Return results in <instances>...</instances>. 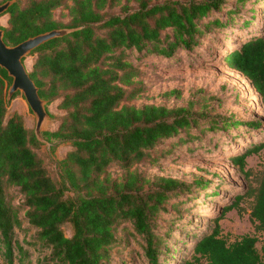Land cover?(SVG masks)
I'll return each instance as SVG.
<instances>
[{
	"label": "trees",
	"instance_id": "trees-1",
	"mask_svg": "<svg viewBox=\"0 0 264 264\" xmlns=\"http://www.w3.org/2000/svg\"><path fill=\"white\" fill-rule=\"evenodd\" d=\"M227 1L136 0L133 8L120 4V12L109 11L120 0H14L9 5L4 12L8 13L7 25H0L9 44L52 28L76 27L30 52L35 57L29 74L40 96L48 101L61 92L58 105L67 109L56 129L42 131L48 138L68 140L72 145L60 160L62 181L53 179L32 149L37 138L25 127L21 115L5 117L11 77L0 67V241L9 264L14 246L19 253L23 248L16 240L13 244V229L21 221L7 201V184L23 194L25 217L38 228L37 237L50 247L53 264H108L116 227L125 220L142 236L148 263L165 264L159 258V239L152 219L165 209L171 195L190 191L192 185H204L203 179L187 183L172 176H157L150 181L127 170L124 179L118 181L101 174L111 162L129 167L161 140L191 127L203 129V116L192 109V100L176 107L121 103L134 97L139 92L138 83L142 84L135 79L140 68L129 59V51L136 50L139 57L148 53L170 57L177 48L191 50L209 31L231 24L246 0L226 6ZM60 6L67 7L66 22L53 14ZM222 9L226 10L224 19L214 14ZM252 18L240 25L248 26ZM222 60L227 68L249 79L264 104V23L258 32L227 49ZM206 123L209 129L259 125L232 115L213 116ZM263 146V139L256 140L230 156L244 176L251 174L245 168V157ZM146 181L154 187L144 190ZM66 189L76 194L67 195ZM245 197L251 198L250 218L257 229H263L264 169L254 184L222 205L212 223L196 236L188 255L175 264H264V244L259 250L256 236L243 234L227 242L221 234L219 219L229 209L241 211L240 202ZM65 221L72 225L70 236L61 228Z\"/></svg>",
	"mask_w": 264,
	"mask_h": 264
},
{
	"label": "rangeland",
	"instance_id": "rangeland-1",
	"mask_svg": "<svg viewBox=\"0 0 264 264\" xmlns=\"http://www.w3.org/2000/svg\"><path fill=\"white\" fill-rule=\"evenodd\" d=\"M234 1L228 0L226 6ZM123 3L132 8L137 6L136 0H120L109 11L120 12V4ZM53 14L63 22L69 18L66 6L55 8ZM214 14L220 15L221 19L226 18L225 9L215 11ZM7 16L8 13L0 15V25H7ZM251 16L253 18L248 26L240 25L242 20ZM263 23L264 0H246L231 24L209 31L191 50L177 48L170 57L156 53L139 57L136 50L129 51V59L140 68L135 79L142 84L138 83L139 92L134 97L121 103L136 106L155 103L176 107L192 100V109L203 116V129L196 126L189 128L187 132H179L161 140L155 148L129 167L111 162L101 174L118 181L124 179L127 170H134L150 181L157 176H172L187 183L197 178L203 179L204 185H192L190 191L171 195L165 202V209L158 211L152 219L153 231L159 239V258L165 264H175L181 256H187L196 236L212 223L211 218L222 205L247 185L254 184L258 174L264 169V146L245 157V168L251 171L249 176H244L231 161L232 154L242 151L251 142L264 140V104L249 79L240 72L227 68L222 60V54L227 49L258 32ZM34 57L35 53H29L23 59L28 71L32 69ZM60 98L61 92L55 98L46 100L49 119L45 130L56 129L59 120L67 112L66 108L58 105ZM12 113L21 115L25 127L33 133L34 114L20 91L14 92L7 102L5 117ZM219 115H232L246 122H258L259 125L243 124L209 129L206 120ZM42 131L44 140L37 139V143L31 144V147L53 179L62 181L60 160L72 145L68 140L48 138ZM154 185L146 181L143 189H151ZM5 194L21 221L13 229V244L14 240L18 241L23 252L19 253L14 246L12 264H44L42 261L46 260L53 264L54 260L49 257L50 247L37 237L38 228L31 225L25 217L23 194L16 186L9 184L5 188ZM65 194L72 196L76 192L66 189ZM250 205L251 198L245 197L240 202L241 211L236 208L227 210L219 219L221 234L227 242H232L243 234H252L256 236V247L260 250L264 244V228H256L249 215ZM61 228L66 236L72 234L70 222L65 221ZM115 236L108 264H149L144 254V240L135 232L129 220L118 224ZM0 264H9L3 255L1 241Z\"/></svg>",
	"mask_w": 264,
	"mask_h": 264
},
{
	"label": "water",
	"instance_id": "water-1",
	"mask_svg": "<svg viewBox=\"0 0 264 264\" xmlns=\"http://www.w3.org/2000/svg\"><path fill=\"white\" fill-rule=\"evenodd\" d=\"M13 1L14 0H4L0 2V15L5 12ZM75 29L76 27L66 26L52 28L28 36L15 44H9L4 41V30L0 27V67L4 68L8 76L11 77V82L7 87L6 98L9 100L16 91H20L23 94L34 114L35 124L33 132L40 141L44 140L41 131L46 129L49 119V114L45 106L46 99L40 96L38 86L26 69L23 57L45 41L54 37L63 36Z\"/></svg>",
	"mask_w": 264,
	"mask_h": 264
}]
</instances>
